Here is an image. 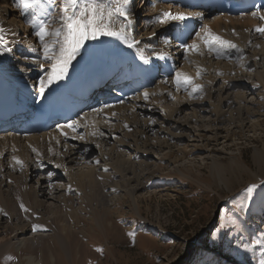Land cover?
I'll list each match as a JSON object with an SVG mask.
<instances>
[{"label": "rangeland", "instance_id": "1", "mask_svg": "<svg viewBox=\"0 0 264 264\" xmlns=\"http://www.w3.org/2000/svg\"><path fill=\"white\" fill-rule=\"evenodd\" d=\"M4 1L12 8V0ZM137 13V20L145 18L142 11ZM15 14L11 12V19ZM210 26L212 19L207 31L231 41L239 51L218 56L205 48L194 62L210 75L201 77L204 85L192 95L193 102L183 98L173 105H189L175 120L198 111L197 120L203 121L191 122L182 140L164 134L160 120L145 140L137 132L145 113L138 115L134 108L124 114L110 110L84 121L80 128L86 126L87 134L96 127L110 137L104 134L96 144L86 137L82 140L87 143L68 141L80 148L74 162H60L65 156L58 149L52 169L63 177L51 183V196L40 191L44 205L35 213L24 198L43 186L37 184L40 176L29 177L24 170L29 158H43H37V149L28 152L29 158L22 151L14 154L16 142L0 141V194L6 201V210L0 206V245H12L0 264H28L32 259L40 264H259L264 259V39L253 32L244 38L239 31L217 32L214 24ZM159 86L152 88L145 103L160 102L159 97L152 99L163 92ZM225 100L237 103L235 109L227 110ZM200 104H207L206 113ZM144 105L138 106L145 109ZM218 110H225L222 116ZM103 117L115 124L107 121L99 127L106 122ZM128 121L137 122L131 124L133 132L129 127L125 131ZM50 152L45 148L42 157ZM1 158L8 164L5 173ZM19 243L24 245L19 248Z\"/></svg>", "mask_w": 264, "mask_h": 264}, {"label": "bare ground", "instance_id": "2", "mask_svg": "<svg viewBox=\"0 0 264 264\" xmlns=\"http://www.w3.org/2000/svg\"><path fill=\"white\" fill-rule=\"evenodd\" d=\"M2 2L4 4H3V6L0 5V21H1L0 23L2 24V25L0 24V26H1L0 28L4 29L5 42H6L7 46L11 47V49H12L11 55L18 53V55H21V56L24 55L28 59L21 60V58H19V61L12 62L11 55L5 53L3 55H0V67L2 69H4L5 72L7 73L8 80H9L11 87H14L15 90L21 91L22 93H23V91H25V93H23L21 96L22 99L23 98L25 99L28 97V96H26L27 93H30V95L33 94L34 96L35 95L38 96V95H40V87H41L40 81L47 79V77L51 71V63L49 61H45L43 59L44 52H42V51H44V50L37 51L35 49L36 47L41 48V46L39 44H36V43H40L36 36L31 37V34H30L31 30L24 27V24H27L29 19L25 18L20 23L19 22V19H20L19 13L15 14V16H16L15 20L11 19V17H12V16H10L11 12H15L18 9L17 8H10V6H8V3L4 0H2ZM60 2H61V0H54V4L56 5V8H57L56 12L59 10ZM153 2L154 3L150 4V5H148L149 1H146L142 5H141V3H139L138 7H140L143 10L144 15L142 17H145V18L142 20V24L139 25V27H137L133 31H130V29H129V32L133 38L140 41V43L137 44L136 49L138 50L139 47H143L142 49H140L137 52V56H139L142 53H145L147 51L148 55L152 56L154 58V60L156 61V63L162 62V63L166 64L168 62L167 61V55L160 48L164 49L167 46V40L161 41V45L163 46V47H161V45L158 44L156 37L157 36L162 37L165 34L168 35V32L172 26L170 25V23L160 24V23H157L156 21H157V18L160 16L161 13H163L165 11H168V12H171V11H169V9L167 8L166 5L163 6V5H160L159 3H156L155 1H153ZM0 4H2V3H0ZM133 6H134V4L132 5L131 8H133ZM48 11L50 12V10H48ZM17 12H19V10ZM129 12H130L129 18L132 20V26H133L135 12L132 11L130 8H129ZM54 15H56V14L54 13ZM207 22H208V19L205 23H207ZM52 23L55 24L57 27L60 26L59 22L57 20H53ZM52 23L50 26L53 25ZM226 23H228V24H226ZM213 24H214V27L219 29L217 32H220L222 30V28H225L227 33L231 29H233V30H235V32L239 31L240 34L244 38H245L247 33L253 32L257 27L261 26V25H258L256 20L254 19V16H246V17H242V18H237V17L236 18H227L224 16L214 17L212 19V26H210L209 28L212 29ZM152 28L154 30H152V32L148 33L150 31V29H152ZM136 31H138V32H136ZM205 32H207V29ZM26 33H27V36H26ZM253 34H255V33H253ZM28 39L32 40V43H30V41ZM33 41L36 44V46H34L35 44L33 43ZM92 41L93 40H89L85 43H89ZM160 56H164L165 59H159ZM17 57H19V56H17ZM14 63H15V65H14ZM23 64L25 65V67L23 66ZM41 65H43V67H41ZM23 70H26V71L24 72ZM186 71H188V70H186ZM56 83L57 82H54L50 86H47L45 89L44 95H46L48 92H51L52 89H54L56 87L55 86ZM164 83L165 82H160L159 89L161 91H164L165 90L164 88H166ZM151 90L152 89L147 90L145 92H147L149 94ZM145 92H142L141 94H139L138 96L135 97V99L132 101L134 104L130 105V102H128L127 104H124L122 106L120 105V106H117L114 108H110V110H117L123 114L127 113L125 111H130L133 108L135 110H137L138 112H140L138 115L145 113L146 119L142 120V123L139 125L140 128L138 129V128H136L137 126H135V125L133 126L134 128L139 130L137 132L139 133V136H141L142 138H144V137L146 138L147 135H151L154 131L153 128L158 126V125H156L157 121L160 120L161 121L160 126L162 129V132L166 135L171 136L172 138H174L176 140L179 139V141H180L184 138L183 133L185 132V128H188L187 126H189V124L191 122L194 121L195 123L196 122L200 123L201 121H203V120H201V121L197 120L200 118L198 111L196 113L190 114V116H187V118L182 120V121H176L175 117L179 116L181 114V110H183L185 107L189 106L186 102L182 103L181 105L178 104L177 107H174L173 105L166 104L165 103L166 100L162 96H158L160 102H153L152 104H149V103H145V101H144V100L149 101V98H150V97H148L147 99L144 98ZM241 95L243 96V94H241ZM34 96H32V97H34ZM158 97H157V95H153L152 99H158ZM181 98H176V102H178V101H179L178 103L183 102V100L185 98L184 97H183L184 99L183 98L181 99ZM139 104H147V105H144V106H146V108L142 109V108H140V106H138ZM161 104H163L162 107H161ZM225 104H227V108H228L227 110H230V109H235V106L237 103L233 104V102H229V101L225 100L224 105ZM199 108H200L201 112L204 111V113H206L208 111V110H206L207 104H200ZM97 110H101V111H97ZM97 110H95V112H92V114L83 115L81 117V119L78 120L79 127H82V123L84 121L92 120V119L96 118V116H101V115H104V114H107L108 112H110V110H109V111L103 112V114H101L100 112H102L106 109H100L99 108ZM239 110H241V109L239 108ZM218 111H219L218 115L221 114V116H222L223 112L225 110L224 111L218 110ZM192 112H195V111L192 110ZM142 116H144V115H142ZM152 116H153V118L150 120L149 118ZM220 118H222V117H220ZM220 118H218V119H220ZM133 123H137V122L136 121H134V122L128 121V124H130V126ZM181 128H184V129H182L183 132L179 131V134H178L177 132ZM94 129L96 130V127H94ZM74 131L75 130H68V129L66 130L63 128H61L59 131L53 129L52 131L43 132V133H39V134H35V135L30 134L28 136H25V138L18 136V135H16V133H12V132L6 133V134H0V141L1 142L6 143L9 140L11 143L16 142V144H18L20 146V147L19 146H13L12 147L14 154H15V152H17L18 154H21V151H22V155L29 158L28 152L34 151L37 149V151L39 153V155L37 154V158H43V159H40L39 161H37V162L42 161L41 163H43V167H41L40 169L38 168L37 162H32L30 160V158H29L28 165L25 166L24 173L29 177L36 175V177L38 178L40 176L38 181H37V184L40 183L43 186V187H40L39 189L35 188L36 190L33 188L30 192L31 193L30 197L28 195L27 198L26 197L24 198L26 201L25 205H26V207H28L29 211L35 213L38 206L44 205V202L42 200H40L42 193L47 194L49 196L54 194L55 193L54 188L51 185V183L54 182L55 180L63 177L60 174H57L58 172L56 169H54V170L52 169V167H54L53 165L55 163V162L53 163V161L55 160L56 157H59L58 149H64L65 148L66 151L68 152V155L64 154L65 157L61 158L60 162L62 161V159L64 160V162L68 161V159L70 160L69 162H74L76 159L75 156L80 155V148L76 147L75 145H71L69 143H68V145L63 144V141H62L61 136L63 134L71 135V137H73V136H75ZM214 131L220 132L221 129L214 128ZM127 134H128V132H126L125 135H127ZM126 137H128V136H126ZM105 139H107V138H105ZM194 142H196V141H194ZM125 144H127V143L126 142L123 143V145H125ZM142 146H143V144H142ZM146 146L144 145L145 148H146ZM45 148L51 149V152L48 155V157H44V156L42 157V151ZM149 148H150V146H149ZM52 149H55V150L52 152ZM87 149H86V151H90L89 149L88 150ZM134 153H135V155H140L141 152L139 153L138 150H135ZM123 155H125V154H123ZM141 155L143 158L149 157L146 154H141ZM161 159L166 160V158H164V157ZM1 160H3V159L1 158ZM8 160H6V161H8ZM132 160H133V158H132ZM128 161L130 162L131 160H128ZM4 162H5V160L2 161V163H4ZM135 163H137V162H135ZM57 164H59V163H57ZM1 165H3V172L5 173L8 169L7 168L8 164L4 163ZM18 165L21 166V162L18 163ZM51 171L55 172L56 176H58V175L59 176L57 178H56V176L54 178L51 176H47V173L51 172ZM15 173H17V170L15 171ZM89 174H88V176H89ZM82 175H84V174H82ZM6 176H7V174H6ZM25 179H26V177H25ZM91 179H93V178L91 177ZM41 190H43L45 192L40 193ZM94 191H93V193H94ZM93 193H92V195L95 197V194H93ZM92 195L89 197L92 198L93 197ZM4 199L5 198H3V196L0 194V206L3 208H4V206H6V201ZM11 204H13V203H11ZM15 206H16V204H15ZM4 209L6 210V207ZM21 225H23V224H21ZM25 228H26L25 226H22L20 228L21 230H23L22 231L23 233L27 232L26 231L27 229H25ZM0 229H1V227H0ZM58 238H59L60 243H62L64 245L63 247H65L64 238L62 236H58ZM22 245H24V244L19 243V248H21ZM11 248H12V245H10V244L0 245V257L4 256L7 252H9L11 250ZM28 264H40V263H34V261L32 259V260H29Z\"/></svg>", "mask_w": 264, "mask_h": 264}, {"label": "snow or ice", "instance_id": "3", "mask_svg": "<svg viewBox=\"0 0 264 264\" xmlns=\"http://www.w3.org/2000/svg\"><path fill=\"white\" fill-rule=\"evenodd\" d=\"M53 3L54 0H15L16 7L21 15L30 17L28 23L35 30L34 34L44 49L43 59L51 63V71L47 79L40 81L41 96L44 95L47 86L62 80L67 75L69 65L85 42L94 41L101 37H109L120 40L130 49H135L137 44L140 43L129 32L132 25V20L129 18L131 0H61L58 15L48 11L49 8L53 7ZM196 15L201 16L199 13ZM252 15L264 21V14L253 12ZM39 16H46L50 19L46 21L39 19ZM188 19L189 17L184 13L174 14L165 11L160 14L156 22L160 24L170 22L183 24ZM53 20H57L60 26L51 28L50 25ZM255 32L264 36V27H257ZM197 36L208 52H215L218 56L228 55L233 50L239 51L234 43L213 34L211 30L205 32L203 36L197 33ZM181 47L185 54L189 52L199 54L201 51V44L196 42L184 43ZM11 51V47H8L5 42L4 29L0 28V55ZM159 59H165V57L160 56ZM144 62L148 63L147 60H144ZM199 74L197 72V76ZM191 80V77L177 73L175 76L177 89L184 88L187 90ZM200 90L199 86L192 88V92H199ZM148 95L145 92L144 98L147 99ZM65 127L71 129L73 124L65 125ZM100 135H103V133H100ZM251 190L249 189V191ZM259 264H264V259H261Z\"/></svg>", "mask_w": 264, "mask_h": 264}]
</instances>
